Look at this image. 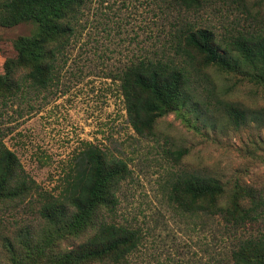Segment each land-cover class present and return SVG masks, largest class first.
Segmentation results:
<instances>
[{"label": "rangeland", "instance_id": "rangeland-1", "mask_svg": "<svg viewBox=\"0 0 264 264\" xmlns=\"http://www.w3.org/2000/svg\"><path fill=\"white\" fill-rule=\"evenodd\" d=\"M248 10L264 17V0H205L199 9H157L153 0H86L77 33L59 56L54 86L40 92L29 111L19 98H0V136L40 189L57 194L73 155L88 143L127 163L117 203L105 217L140 229L142 240L121 264H230L232 234L217 217L177 209L168 200L169 184L175 173L197 170L227 189L235 182L264 189V85L211 67L207 73L219 97L261 114L250 113L236 125L222 106L205 108L185 94L177 109L155 120L150 134L139 135L115 77L132 59L162 56L170 20L207 27L222 39L252 30ZM1 16L0 7V73L4 60L15 55L14 39L35 31L31 22L8 26ZM175 150L183 151L180 158ZM38 204L32 199L7 209L0 203V231L19 244L28 242L27 231L45 236ZM84 238L81 231L59 247ZM4 259L0 253V264Z\"/></svg>", "mask_w": 264, "mask_h": 264}, {"label": "trees", "instance_id": "trees-1", "mask_svg": "<svg viewBox=\"0 0 264 264\" xmlns=\"http://www.w3.org/2000/svg\"><path fill=\"white\" fill-rule=\"evenodd\" d=\"M85 2L0 0L1 18L8 26L21 22L35 25L33 33L14 39L15 55L3 62L2 100L19 98L23 110L29 111L35 107L33 99L54 86L60 78L59 56L65 55L77 33ZM153 2L157 9H199L205 0ZM245 13L254 23L252 30H241L235 36L222 39L207 27L190 22L179 25L180 21L170 20L162 56L135 58L118 70L115 79L119 81L128 122L137 134H150L155 120L177 109L185 94L196 98L205 108L222 106L236 125L244 124L250 113L261 114L219 97L207 73L211 67L228 69L264 85V17L250 10ZM172 153L180 158L183 151ZM127 170L123 159L109 158L106 151L88 143L73 155V162L54 194L37 186L0 136V203L10 209L38 200L37 216L48 231L37 239L33 235L35 231L26 234L28 229H25L22 236L26 234L28 242L23 244L18 240L15 243V239L0 231L3 264H121L126 261L138 248L142 232L136 227L106 220L105 211L114 209L116 186L125 179ZM169 185L168 200L177 209L217 217L232 234L230 264H264L263 188L235 182L227 189L219 178L197 170L175 173ZM81 231L85 235L82 242L71 248L59 247L61 240L78 236Z\"/></svg>", "mask_w": 264, "mask_h": 264}]
</instances>
